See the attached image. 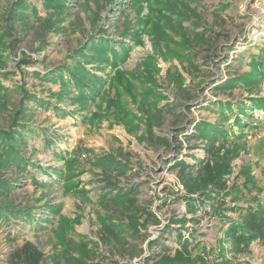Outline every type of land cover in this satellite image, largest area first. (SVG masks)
Masks as SVG:
<instances>
[{
    "label": "rangeland",
    "instance_id": "obj_1",
    "mask_svg": "<svg viewBox=\"0 0 264 264\" xmlns=\"http://www.w3.org/2000/svg\"><path fill=\"white\" fill-rule=\"evenodd\" d=\"M25 2L36 9V15L25 14L31 27L16 22L2 38L0 131H8L15 112L25 109V123L38 135L25 136L20 168L1 175L15 184L0 203L27 207L45 222L43 229L9 216L8 225L0 222V264L25 242L43 254L41 264H60L58 257L76 254L79 244L96 256L94 264H158L149 258L158 252H150L149 243L159 239L176 247L172 238L180 226L171 224L169 233V221L192 217L173 164H193L202 153L193 143L187 147L183 136L193 123H214L212 104L218 101L235 108L237 102L250 107L248 98L264 100V76L251 66L253 59L264 63V0H61L63 8ZM13 3L0 0V32L9 26ZM90 42L109 46L106 54L83 62L100 86L90 84L81 97L74 89L65 93L49 75L73 66ZM250 71L258 76L249 87L216 89ZM32 97L42 103L33 105ZM247 112L226 179L229 187L247 181L250 193L230 206L245 207L255 195L264 201V109ZM232 122L230 116L224 125ZM105 177L112 186L133 189L134 210L153 213L158 223L143 227L139 219L132 234L126 213L110 200ZM219 227L207 216L185 222L183 235L190 229L198 237L193 255L205 264H264V248L256 242L242 255L222 250Z\"/></svg>",
    "mask_w": 264,
    "mask_h": 264
},
{
    "label": "trees",
    "instance_id": "obj_2",
    "mask_svg": "<svg viewBox=\"0 0 264 264\" xmlns=\"http://www.w3.org/2000/svg\"><path fill=\"white\" fill-rule=\"evenodd\" d=\"M25 1L14 0L12 7L7 12L6 22L9 26L3 32H0V62L2 61V38L10 36L13 24L19 22L21 27L25 30L27 29V31L31 27V23L25 14L26 11H32L35 14L34 11L36 9ZM45 1L43 2L45 7L63 8L61 0ZM15 42H8L6 45L12 47ZM106 43L90 42L85 47V50H79V58H75L73 66H68L63 68L62 71L50 74L49 79L51 81L59 80L61 85L65 87V93L74 89L80 97L84 95L83 89L85 90L90 84H94L97 87L100 86V82H97L89 72L84 70L83 62L96 56L101 57L108 50L109 46ZM73 56L75 55L73 54ZM251 66L253 69H256V73H262L264 76V63L253 59ZM64 71L70 73L72 76L70 80L65 81L63 79V75L61 74ZM256 73L250 71L248 75H241L226 80L219 84L216 89H233L237 83L244 87H249L255 82V76H258ZM3 89V87H0V93ZM93 91L92 89L91 93ZM88 96L90 97V94ZM248 101L251 103L250 107L246 106L243 102H237L235 108L230 102L218 101L212 104L215 122L203 121L193 123L192 131L183 136L187 147L193 143V148L202 153L200 157L192 158L193 164H187L183 160L175 161L173 164V167L181 174V182L186 196L183 197V200L186 205L187 214H191L192 217L187 220L181 218L180 220L174 219L169 221V225L166 228V231L169 233L172 231L170 229L171 224H178L180 226L179 230H175L174 237L172 238V242L175 243L176 247L171 248L166 246L160 243L159 239L149 243L148 249L150 252L154 248L158 249V252H151L149 255V258L155 263L205 264L204 258L193 255L196 244H198V237H196L195 232L187 229V237L182 233L183 229L186 231V221L197 224L205 216L215 219L220 225L218 228V231L221 233L220 240L226 245L225 248L223 246L221 249L226 250L233 256L247 253L249 246L254 242L264 248V201H261L255 195L249 200H245L247 202L245 207L230 206L238 199H243L245 194L250 192L245 188L247 181L240 186L233 183L229 187L226 179L231 174V162L238 156L240 150L239 144H237L238 140L244 136L243 130L248 126L242 120V117L249 116L248 109H264V100L248 98ZM31 102L37 106L42 103L33 97ZM24 110L18 109L15 112L12 119L13 126L8 131H0V196L8 197L13 184H15L3 181L1 175L6 170L20 168L23 161L21 146L27 143L25 136L32 137V135H38V133H34L26 125ZM230 116L233 118V122L225 126L224 123L229 120ZM188 130L189 128H186L185 132ZM235 130L239 133L236 134ZM41 134L44 143L49 145L50 142L45 138V133L41 132ZM178 148H181V145H178ZM53 153L56 158H61V155L57 152L53 151ZM117 173H123V170H119ZM104 180L106 181L105 185H111L110 200L121 208V212L126 213V225L129 226V229L131 227L130 231L132 234L137 233L139 219H142L140 225L143 227H146L148 224L158 223L153 213L139 208L134 210L135 196L133 195V189H120L115 185L109 184L110 182L107 177ZM56 208L57 206L49 209L52 213H55L57 212ZM31 213L27 207L0 203V222H5L8 225L9 216L11 219H19L23 225H35L39 229H43L42 223L45 221L41 222V220L35 219ZM198 213H200L199 216H195ZM228 213L236 216L231 218ZM76 250V254H72L70 251L61 254L58 257L60 264H94L96 256L86 249L85 244H79ZM42 262L43 254L29 242H25L20 248L10 253L6 260V264H41ZM221 264L227 263L221 262Z\"/></svg>",
    "mask_w": 264,
    "mask_h": 264
}]
</instances>
